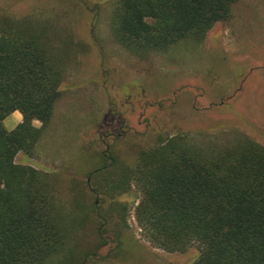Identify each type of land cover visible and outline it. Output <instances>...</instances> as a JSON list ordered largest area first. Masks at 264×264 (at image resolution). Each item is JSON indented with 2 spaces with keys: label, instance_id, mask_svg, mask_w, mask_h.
<instances>
[{
  "label": "rangeland",
  "instance_id": "obj_1",
  "mask_svg": "<svg viewBox=\"0 0 264 264\" xmlns=\"http://www.w3.org/2000/svg\"><path fill=\"white\" fill-rule=\"evenodd\" d=\"M114 1L0 0V14L47 24L62 71L49 125L32 154L15 161L48 175L73 232L50 264H191L195 246L151 245L133 216L136 188L106 196L105 179L174 133L244 135L264 148V0H237L202 41L182 39L142 58L111 35ZM17 121L13 113L3 125Z\"/></svg>",
  "mask_w": 264,
  "mask_h": 264
},
{
  "label": "trees",
  "instance_id": "obj_2",
  "mask_svg": "<svg viewBox=\"0 0 264 264\" xmlns=\"http://www.w3.org/2000/svg\"><path fill=\"white\" fill-rule=\"evenodd\" d=\"M236 1L115 0L111 35L142 58L182 39L202 41ZM61 76L47 24L0 14V264H50L73 237L48 175L15 161L32 154L49 125ZM14 111L21 120L7 130L3 120ZM197 136L159 137L105 179L104 195L134 186L141 235L167 252L195 246L191 264H264V148L244 135Z\"/></svg>",
  "mask_w": 264,
  "mask_h": 264
},
{
  "label": "crops",
  "instance_id": "obj_3",
  "mask_svg": "<svg viewBox=\"0 0 264 264\" xmlns=\"http://www.w3.org/2000/svg\"><path fill=\"white\" fill-rule=\"evenodd\" d=\"M15 114V117L17 118V123L21 120V115H20V113L18 112V111H14V112H12L11 114Z\"/></svg>",
  "mask_w": 264,
  "mask_h": 264
}]
</instances>
